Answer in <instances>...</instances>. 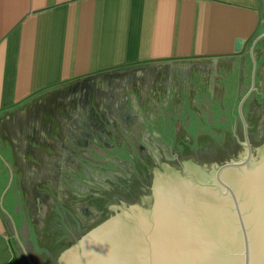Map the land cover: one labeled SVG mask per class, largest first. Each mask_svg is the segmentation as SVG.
<instances>
[{
    "label": "crops",
    "instance_id": "0c3cea01",
    "mask_svg": "<svg viewBox=\"0 0 264 264\" xmlns=\"http://www.w3.org/2000/svg\"><path fill=\"white\" fill-rule=\"evenodd\" d=\"M132 83L134 110L125 106ZM150 98L154 109L143 113ZM233 98L235 105L242 100L251 131L253 119L264 115V0H0V264L19 258L29 264L16 230L39 264L18 194L64 178L66 166L95 157L113 161V151L152 129L148 113L150 122L175 124L174 140H194L188 126L195 107L210 114L215 104L232 106L225 101ZM181 114L185 119L176 121ZM234 123V139L241 140L243 122ZM59 163L65 168L53 166ZM39 205L44 215L54 209Z\"/></svg>",
    "mask_w": 264,
    "mask_h": 264
},
{
    "label": "water",
    "instance_id": "95a60500",
    "mask_svg": "<svg viewBox=\"0 0 264 264\" xmlns=\"http://www.w3.org/2000/svg\"><path fill=\"white\" fill-rule=\"evenodd\" d=\"M242 105V102H241ZM243 150L222 157L207 175H181L176 162L163 155L149 166H168L157 172L151 207L133 206L92 227L76 243L60 251V264H264V142L256 156L243 115ZM104 135L99 134L100 141ZM202 167L210 163L189 157ZM202 169V168H201ZM126 197H137L141 182ZM143 190V188H142ZM124 196L102 194L78 206L85 218L109 214ZM100 204V206H99ZM16 235L29 264H34ZM75 240V238H74ZM56 264V263H52Z\"/></svg>",
    "mask_w": 264,
    "mask_h": 264
},
{
    "label": "rangeland",
    "instance_id": "374dc122",
    "mask_svg": "<svg viewBox=\"0 0 264 264\" xmlns=\"http://www.w3.org/2000/svg\"><path fill=\"white\" fill-rule=\"evenodd\" d=\"M198 86L200 89L203 88V85L200 83H198ZM135 89V84L133 83L130 84V89L125 88L127 100L125 106L127 105L128 108H131L130 110H134L132 109V99L135 97L134 94H137ZM108 92L109 94L111 93L110 91ZM105 97L106 101L110 104L109 106L113 109L110 96L106 94ZM150 99L149 108L143 109V113L154 109L152 106L154 105V99ZM67 101L71 102V106L75 104V100L73 99ZM159 101L161 104L163 103V100L160 99ZM86 102L94 104V99L86 100ZM155 102L157 103L158 101L156 100ZM225 102L227 105L230 102L232 106L220 107L219 104H215L214 107L208 109L210 114H205L207 110L205 111L204 107L200 108L198 105L195 107L197 114L192 113L189 115V118L193 121V125L188 126L191 128L188 133L196 136L194 140H174L173 138L176 136V131L173 130L176 129L175 124L169 129L167 128L168 125H165L166 123L161 122L163 120L155 121L154 119L153 122H150L148 121L150 119L148 113L146 118L144 116H140V118H144L147 125L146 128L152 129L146 130L142 128L141 137H139L142 139L129 140V142L125 143L124 147H119L120 150L113 151V154H117L112 155L116 156L113 161L107 162L102 157H95L97 159L79 162L76 169L66 166L67 173L63 175L64 178L57 176L59 178L54 179L52 176L47 180L48 182L43 180V182L38 184L37 188H34L33 193H28V190L24 189L25 192H22L23 194H18V200L27 207V214L31 225L29 241L35 254H37L39 264L56 263L59 252L66 250L65 248L70 246L66 242L74 230L82 228L84 225L94 227L93 225L96 226L101 219L109 215L85 218L78 206L87 205L96 196L101 198L102 194L115 196L132 194L135 188H130V186L134 182H140L139 179L145 178L150 171L157 167L149 166V163L160 161V149H162L163 155L173 162H177L176 156L180 157L181 160L194 157L203 162L220 161V156L226 157L234 154L236 151L243 150L236 143L233 136L238 133L235 131L236 123H234V120L241 119L242 121L240 112L242 100H239L237 105H235L236 100L234 98ZM157 109L158 111L160 110L159 108ZM138 110L136 108V112ZM198 111L202 113L199 114ZM261 111L263 110L261 109ZM111 114L116 118V113ZM185 116L186 114L176 115L175 120L179 119L183 121ZM207 120H212V122H207ZM253 122L255 123L252 124V130L248 132L253 137L254 145H260V143L264 142V115L262 112L258 114V117L253 119ZM124 125H126V130L132 127V124L127 125L124 123ZM115 127L117 131L122 132L120 125L116 123ZM200 129L202 133L199 136ZM110 132L113 133V131ZM178 133L179 136L183 137L187 134L184 130H179ZM242 133L241 141L243 143L245 142L244 131ZM144 134H150V136H144ZM160 135L162 136L160 140L156 139ZM61 165L59 163L53 166L55 168L57 166L59 170L60 168L62 170L65 167H61ZM56 175H60V173L57 172ZM1 197L0 202L2 200ZM39 200L40 204H50L48 207L54 206V209H49L46 211V215H44L45 211L42 205H39ZM51 200L54 202V205ZM17 219L18 224L16 223V228H21L25 220L21 212H18ZM90 220L92 221L89 222ZM100 224L98 223L97 225ZM19 264H23L20 258Z\"/></svg>",
    "mask_w": 264,
    "mask_h": 264
},
{
    "label": "flooded vegetation",
    "instance_id": "af4514ba",
    "mask_svg": "<svg viewBox=\"0 0 264 264\" xmlns=\"http://www.w3.org/2000/svg\"><path fill=\"white\" fill-rule=\"evenodd\" d=\"M239 138H241V137H239ZM249 140H250V142L252 144L253 153L256 156L259 157L260 156V152H261L260 149L262 147L260 149H258L256 147V145H254V140H253V137H252L251 133H249ZM236 143H238V145L243 148V146H241V143H242L241 140L238 139L236 141ZM262 144L263 143H260V145H262ZM240 156H241L240 154H237L236 156L230 157L229 160H226V161H230L232 159H237ZM175 159L177 160V162L174 165V168H170V169H173V170L177 171L181 175H188V176H195V177H200V176L202 177L204 175H207L208 173H210L213 170V165H217V164L219 165L221 163L226 162V161H223V162H215L214 161V162H210V163L204 164L200 168L199 167L195 168L194 166H191V165L185 163L178 156H176ZM167 167L168 166H166V165L165 166H161V167H156V168H154V170L150 171L153 174V177H152L151 183L149 185H146L145 182L142 179L141 180L139 179V181L141 182L143 190L141 188V190L139 192L140 194H138V196L136 197V200L135 201H131V200H129V197L124 196L122 198V200L117 205H115V206H113L112 208L109 209L110 210V215H108L107 219H109V218H111L113 216H116V215L124 212L125 210L133 207V206L134 207L135 206L151 207L153 202H154L153 188H154V183H155V180H156L157 172L160 171V172L166 173L167 170H168ZM91 221L92 220H90L89 222H91ZM104 221H106V220H104ZM98 223L99 224L103 223V221H100ZM97 224H96V226H97ZM93 226H95V225H93ZM77 241L78 240L74 241L72 244L76 243ZM56 264H60L59 260L56 261Z\"/></svg>",
    "mask_w": 264,
    "mask_h": 264
},
{
    "label": "trees",
    "instance_id": "16d2710c",
    "mask_svg": "<svg viewBox=\"0 0 264 264\" xmlns=\"http://www.w3.org/2000/svg\"><path fill=\"white\" fill-rule=\"evenodd\" d=\"M152 177H153V174L151 172H149V174H147V176L145 178H142V180L145 182L146 185H149L151 183V180H152ZM141 180V179H140ZM129 200L131 201H135L136 200V197H133V198H129ZM100 206V204H99ZM108 218V216H106L105 218L101 219L100 221H104ZM99 221V222H100ZM92 226H87L85 228H83L80 233H78L77 235H75L73 238H75V240L72 239V243L76 240H79L85 233L88 232V230L91 228ZM68 244H71V242H69Z\"/></svg>",
    "mask_w": 264,
    "mask_h": 264
}]
</instances>
